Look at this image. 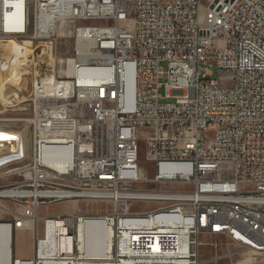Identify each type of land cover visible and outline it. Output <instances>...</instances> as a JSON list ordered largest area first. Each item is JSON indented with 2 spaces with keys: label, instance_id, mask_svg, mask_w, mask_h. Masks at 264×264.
<instances>
[{
  "label": "built area",
  "instance_id": "2783aa9c",
  "mask_svg": "<svg viewBox=\"0 0 264 264\" xmlns=\"http://www.w3.org/2000/svg\"><path fill=\"white\" fill-rule=\"evenodd\" d=\"M0 41L30 76L29 137L0 127V264H264V0H0ZM66 200L108 207L38 214Z\"/></svg>",
  "mask_w": 264,
  "mask_h": 264
},
{
  "label": "rangeland",
  "instance_id": "374dc122",
  "mask_svg": "<svg viewBox=\"0 0 264 264\" xmlns=\"http://www.w3.org/2000/svg\"><path fill=\"white\" fill-rule=\"evenodd\" d=\"M164 69H166V64L163 63L161 65ZM212 78L217 77V69L216 67L212 68ZM22 92L19 93V97L15 100L17 101L14 104L13 108H7L6 105H3L0 101V127L2 126H8L13 129H24L27 137H29L30 128L27 127V124L25 122V119L28 118L30 115L27 108V93L29 90V83H30V76L27 75L23 77L22 79ZM8 86V85H7ZM162 92V89L160 90ZM11 99V98H10ZM22 100V101H19ZM27 127V128H26ZM140 144V150H141V157H140V166L144 168L148 176H152L154 174V171L151 169L150 163L145 161L144 159V143ZM9 180H16V178L13 176L10 179L3 180L9 181ZM75 204L77 206V210L85 211V210H97V209H106L108 207L107 203L99 202V201H90V200H81V201H75ZM74 202L72 200H66L61 202H56L52 204H46L42 206L38 210V214L40 215H47V214H54V213H60L68 210H74L75 206ZM152 207H155V204L150 203H143V202H133L131 204V208L135 210H147ZM201 240L205 243L211 242L215 240L213 237H207L205 235L201 236ZM219 244H225L226 240L223 238L217 239ZM15 256L18 257H24L28 258L32 255V246H33V238L32 234L28 230H19L15 232ZM203 253L205 256H209L210 249L209 247L203 248ZM221 264H226L222 262Z\"/></svg>",
  "mask_w": 264,
  "mask_h": 264
},
{
  "label": "bare ground",
  "instance_id": "6f19581e",
  "mask_svg": "<svg viewBox=\"0 0 264 264\" xmlns=\"http://www.w3.org/2000/svg\"><path fill=\"white\" fill-rule=\"evenodd\" d=\"M3 41H0V58L5 57L10 51L9 46L7 44H3ZM26 43H23L17 50L16 54L18 59L22 57V53L26 52ZM20 61H23L20 59ZM1 63V62H0ZM27 75V71L21 66V63H17V65L11 67L10 69L1 72L0 71V101L3 105L11 103L10 93L17 89V93L22 92V79ZM8 85V86H7ZM16 94V93H15ZM18 95V94H17ZM132 100V91H129L127 94V103L130 104ZM22 101V100H19ZM0 150H3V143L0 142ZM75 204V201H72ZM74 210L77 209L75 204ZM102 223L98 220H88L85 223V226L82 229V233H86V236L81 237L83 241V245L87 248V251H90V247H92L101 237V233L95 231L96 227L101 226ZM35 227V224L33 225ZM19 231V230H18ZM81 233V234H82ZM110 242H111V234L110 230L106 231L105 235V247L104 252L110 250ZM100 253L103 255V253ZM237 264H249V259L244 258L243 261L238 262Z\"/></svg>",
  "mask_w": 264,
  "mask_h": 264
}]
</instances>
